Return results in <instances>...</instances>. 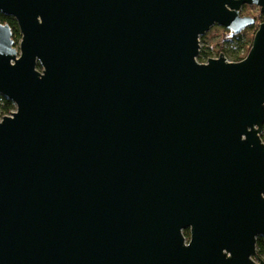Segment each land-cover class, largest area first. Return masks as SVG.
I'll list each match as a JSON object with an SVG mask.
<instances>
[{
	"label": "water",
	"instance_id": "water-1",
	"mask_svg": "<svg viewBox=\"0 0 264 264\" xmlns=\"http://www.w3.org/2000/svg\"><path fill=\"white\" fill-rule=\"evenodd\" d=\"M244 5L0 0V264H264V19L197 60Z\"/></svg>",
	"mask_w": 264,
	"mask_h": 264
},
{
	"label": "rangeland",
	"instance_id": "rangeland-1",
	"mask_svg": "<svg viewBox=\"0 0 264 264\" xmlns=\"http://www.w3.org/2000/svg\"><path fill=\"white\" fill-rule=\"evenodd\" d=\"M259 12L260 11L258 8L252 7L251 5H247L241 8V15L244 16L247 14H252V16L256 18V23L244 30V42H252L258 24L263 20L259 16ZM231 35L232 33L227 29L218 25H213L204 35H202L204 36V38L199 42V51L209 50L213 54L212 57H217L220 53H224L228 60H230L231 56L234 55L237 49L240 50V54L242 55L244 53V48L236 45L237 43L233 40ZM19 41L20 39L15 42L17 47ZM245 46L247 45L245 44Z\"/></svg>",
	"mask_w": 264,
	"mask_h": 264
},
{
	"label": "trees",
	"instance_id": "trees-1",
	"mask_svg": "<svg viewBox=\"0 0 264 264\" xmlns=\"http://www.w3.org/2000/svg\"><path fill=\"white\" fill-rule=\"evenodd\" d=\"M252 7H255V6L252 5ZM255 8H257V7H255ZM259 16L261 17V19H264L263 14H261L260 12H259ZM0 23L7 24L10 26L11 31H12V38L15 42H17L21 38L19 29H18V25L16 23V20L13 17L4 15L0 12ZM255 23H256V18H255ZM243 33H244V31H242L239 34H232L231 35L233 40L237 43L236 45L244 48V53L242 54L243 55L242 56L240 54V50L237 49L236 52L234 53V55L231 56L230 61H239V60L243 59L246 56V54L248 53L249 48L251 47V44H252L251 41L248 43L244 42ZM203 38H204V36H200V40H202ZM245 44L247 46H245ZM233 49H234V47H233ZM212 55L213 54L209 50L199 51V54L197 56V60L199 62L203 63V62H206L208 58H211ZM14 110H15L14 104L10 100H8L7 98H5L3 95L0 94V119L6 115H10L11 112ZM261 138L264 142V125H263L262 132H261ZM184 235L186 236V238H189V231L185 230ZM256 252H257L258 256L264 260V236H259L257 238Z\"/></svg>",
	"mask_w": 264,
	"mask_h": 264
},
{
	"label": "flooded vegetation",
	"instance_id": "flooded-vegetation-1",
	"mask_svg": "<svg viewBox=\"0 0 264 264\" xmlns=\"http://www.w3.org/2000/svg\"><path fill=\"white\" fill-rule=\"evenodd\" d=\"M244 6H247V5H244ZM244 6H242V7H244ZM256 7V6H255ZM258 8V7H257ZM259 9V8H258ZM245 16V15H244ZM246 16H251V17H253L252 16V14H247Z\"/></svg>",
	"mask_w": 264,
	"mask_h": 264
}]
</instances>
